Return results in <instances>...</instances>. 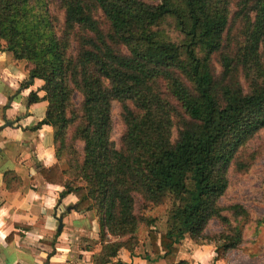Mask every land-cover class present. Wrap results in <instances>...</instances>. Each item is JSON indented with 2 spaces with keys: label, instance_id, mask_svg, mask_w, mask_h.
<instances>
[{
  "label": "trees",
  "instance_id": "obj_1",
  "mask_svg": "<svg viewBox=\"0 0 264 264\" xmlns=\"http://www.w3.org/2000/svg\"><path fill=\"white\" fill-rule=\"evenodd\" d=\"M167 18L179 43L159 28ZM0 49L44 81V95L27 100L47 102L32 129L53 128L57 161L39 173L60 188L59 202L72 194L77 212L94 211L93 264L132 253L139 225L155 223L138 211L165 202L158 242L148 230L165 264H188L176 260L185 236L213 244L215 261L244 242L248 210L220 198L229 171L249 165L242 147L264 128V0H0ZM212 220L221 230L209 235Z\"/></svg>",
  "mask_w": 264,
  "mask_h": 264
},
{
  "label": "crops",
  "instance_id": "obj_2",
  "mask_svg": "<svg viewBox=\"0 0 264 264\" xmlns=\"http://www.w3.org/2000/svg\"><path fill=\"white\" fill-rule=\"evenodd\" d=\"M29 81L26 61L15 60L0 49V264H93V251L80 246L83 236L94 238L93 220L89 221L92 211L64 212L63 227L57 230L56 217L77 199L69 194L59 202L60 188L46 183L39 173L40 167H48L57 159L53 128L43 124L32 129L44 118L47 102L29 104L27 100L31 91L39 97L44 95V81L33 77ZM6 121L12 125L2 127ZM177 245H188L189 255H178L176 260L188 264L223 262L214 260L213 244H196L185 236ZM108 264L165 262L157 257L153 263L122 249Z\"/></svg>",
  "mask_w": 264,
  "mask_h": 264
},
{
  "label": "rangeland",
  "instance_id": "obj_3",
  "mask_svg": "<svg viewBox=\"0 0 264 264\" xmlns=\"http://www.w3.org/2000/svg\"><path fill=\"white\" fill-rule=\"evenodd\" d=\"M51 11L55 14L57 13L60 20H62L63 12L55 4H52ZM99 17L101 18V16ZM159 28L165 37L167 36L176 43H179L183 38L176 29L172 18H167L160 24ZM80 100V94L75 93L72 97L74 106H77ZM111 115L113 124L112 140L119 145L120 137L124 131V124L121 120L120 104L118 102L113 103ZM75 144L77 149L82 148L80 142L77 141ZM239 158L248 160L249 165L246 169L240 171L234 169L229 171L228 187L225 194L220 198V204L225 206L236 203L241 204L248 210L249 217L245 221H240V224H246L244 228V242L238 248L229 250L222 264H264V128L242 147ZM168 208L169 204L165 202L158 205H147L142 207L137 213L140 216L145 215L155 218V223L150 227L144 222L139 225L135 235L137 239L136 246L132 252H135L139 256L147 257L153 263L157 261V257H161V254L153 252L148 230L149 228L156 230L158 242L160 233L166 228ZM65 211L66 208L63 207L62 212ZM90 220H93L91 229L94 238L90 239L83 236L80 239V246L82 247L86 244L85 246L91 247L93 252H97L100 249V243L98 223L96 222L97 217L94 211L90 213ZM220 230L221 225L216 220H212L207 227L206 233L213 235ZM180 245H177V257L178 255L188 256V245H185V247H181Z\"/></svg>",
  "mask_w": 264,
  "mask_h": 264
},
{
  "label": "water",
  "instance_id": "obj_4",
  "mask_svg": "<svg viewBox=\"0 0 264 264\" xmlns=\"http://www.w3.org/2000/svg\"><path fill=\"white\" fill-rule=\"evenodd\" d=\"M31 76H30V81H31ZM29 81V82H30ZM12 125V122H10V121H6L4 124H3V126L2 127H6V126H11ZM71 209H75V205L74 204H72V205H68L67 207H66V211L65 212H69ZM63 215H64V212H61L57 217H56V219H57V221H58V227H57V230L58 231H61V229H62V227H63V223H62V219H63Z\"/></svg>",
  "mask_w": 264,
  "mask_h": 264
}]
</instances>
